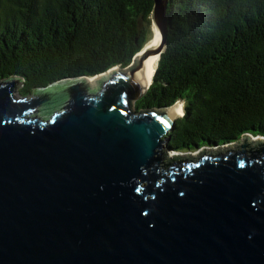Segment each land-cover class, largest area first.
Returning <instances> with one entry per match:
<instances>
[{"label":"water","instance_id":"95a60500","mask_svg":"<svg viewBox=\"0 0 264 264\" xmlns=\"http://www.w3.org/2000/svg\"><path fill=\"white\" fill-rule=\"evenodd\" d=\"M168 1L124 68L19 98L0 81V264H264V141L167 156L178 115L133 106Z\"/></svg>","mask_w":264,"mask_h":264},{"label":"trees","instance_id":"16d2710c","mask_svg":"<svg viewBox=\"0 0 264 264\" xmlns=\"http://www.w3.org/2000/svg\"><path fill=\"white\" fill-rule=\"evenodd\" d=\"M153 0H0V81L21 96L128 66L152 38ZM166 48L137 111L178 101L168 147L264 137V0H169Z\"/></svg>","mask_w":264,"mask_h":264},{"label":"bare ground","instance_id":"6f19581e","mask_svg":"<svg viewBox=\"0 0 264 264\" xmlns=\"http://www.w3.org/2000/svg\"><path fill=\"white\" fill-rule=\"evenodd\" d=\"M158 34L156 31H153L152 33V38L151 40L148 42L147 44V48H153L154 46H156L157 42H158ZM157 62H158V56L157 55H152L150 54L149 56H147V58H145V60L143 61V80L145 82L146 85L149 84V82L152 80V77H153V74H154V71L156 69V66H157ZM116 70V68H111L109 72H112ZM88 81H92L93 80V77H89L87 78ZM170 110L176 114V115H179V113L182 112V105L181 103H176V104H173L171 107H170ZM182 114V113H181ZM174 152H168L167 154L169 155H173ZM175 154V153H174Z\"/></svg>","mask_w":264,"mask_h":264},{"label":"rangeland","instance_id":"374dc122","mask_svg":"<svg viewBox=\"0 0 264 264\" xmlns=\"http://www.w3.org/2000/svg\"><path fill=\"white\" fill-rule=\"evenodd\" d=\"M149 42V41H148ZM148 42L146 43V46H147V44H148ZM151 82H152V80H151ZM150 86V85H149ZM21 87H22V82L20 83V85H19V88H17V90L14 92V96L16 97V98H19V97H22L20 94H19V90L21 89ZM136 101V100H135ZM183 104H182V114L181 113H179V115H178V117H181L182 115H183ZM177 117V118H178ZM169 134V132L167 133V134H165V135H168ZM251 138H253V139H251ZM251 138L248 140L249 142L251 141H256V139L257 140H261V141H264V138H256V136H251ZM241 140V139H240ZM239 140V141H240ZM236 143V142H235ZM235 143H232L231 145H234ZM230 145V144H229ZM228 145V146H229ZM167 147H168V144L167 143H165V149H167ZM207 150H211V149H213V148H208V147H205ZM201 149H203V148H201ZM200 150V149H199ZM168 152H174V153H180V154H189V153H194V152H197V151H192V152H179V151H175V150H168L167 149V153ZM166 153V155L168 156V154ZM173 153V154H174Z\"/></svg>","mask_w":264,"mask_h":264}]
</instances>
